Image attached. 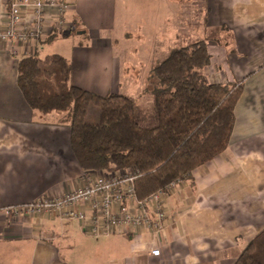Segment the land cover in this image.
<instances>
[{
	"label": "crops",
	"instance_id": "0c3cea01",
	"mask_svg": "<svg viewBox=\"0 0 264 264\" xmlns=\"http://www.w3.org/2000/svg\"><path fill=\"white\" fill-rule=\"evenodd\" d=\"M14 1L0 0V30ZM68 2L62 16L46 9L47 29L64 20L63 35L0 42V264H236L264 232V0ZM24 19L29 24L34 15L27 12ZM133 40L134 56L139 41L147 42L144 67L127 63L125 42ZM199 41L212 57L207 81L241 86L235 125L228 148L168 192L163 231L96 238L79 220L5 218L6 210L83 186L87 173L64 116L36 112L24 100L17 84L22 58L60 55L72 66L73 86L98 96L105 89L150 107L146 86L153 67L178 44ZM120 43L115 53L113 45ZM154 249L160 257L152 256Z\"/></svg>",
	"mask_w": 264,
	"mask_h": 264
},
{
	"label": "trees",
	"instance_id": "16d2710c",
	"mask_svg": "<svg viewBox=\"0 0 264 264\" xmlns=\"http://www.w3.org/2000/svg\"><path fill=\"white\" fill-rule=\"evenodd\" d=\"M211 60L204 41L171 50L151 71L150 107L127 95L102 97L73 86L72 66L60 55L22 58L17 84L32 110L64 116L83 171L136 174L143 200L190 179L228 148L241 86L209 83ZM92 105L100 109L99 120L88 122ZM236 264H264V232Z\"/></svg>",
	"mask_w": 264,
	"mask_h": 264
},
{
	"label": "built area",
	"instance_id": "2783aa9c",
	"mask_svg": "<svg viewBox=\"0 0 264 264\" xmlns=\"http://www.w3.org/2000/svg\"><path fill=\"white\" fill-rule=\"evenodd\" d=\"M53 7L62 16L69 8L68 0H15L10 4L0 42L24 43L47 35H62L64 20L47 29L46 9ZM32 12L34 20L27 24L24 14ZM136 174L87 172L84 185L57 199H42L28 206L6 210L4 215L79 220L94 237L137 233L140 230L161 232L168 212L165 197L178 183L140 200L135 188ZM184 181V180H183ZM160 257L161 250L151 251Z\"/></svg>",
	"mask_w": 264,
	"mask_h": 264
},
{
	"label": "rangeland",
	"instance_id": "374dc122",
	"mask_svg": "<svg viewBox=\"0 0 264 264\" xmlns=\"http://www.w3.org/2000/svg\"><path fill=\"white\" fill-rule=\"evenodd\" d=\"M184 18H185V16H184ZM161 28H164V25H161ZM136 29H137V26H135V28H134L133 31H136ZM118 34L119 33L117 32L116 33V36H119ZM82 40H83V43L85 44V46H89L90 45L84 39H82ZM114 43H117V42H114ZM125 44H126V46H125L126 47V50L129 52L128 57H127V63H128V65L135 66V65H139V63H142V66L144 67V65H146L147 61H149V59H150V57H149V50H148L149 47L147 45V42H145L144 45H143L142 42L139 41V48H138L139 49L138 50L139 52H138L137 56H134L133 55V52H132V49H134L135 47H137L136 46L137 45L136 40H133L131 42H125ZM120 46H121V43L117 47H116V44H114L113 45L114 52H115V49L118 52ZM141 46H143V48H141ZM177 47L180 48L181 47V44H178ZM128 70L131 72V74H136L137 73V71H132V69H128ZM151 83L152 82L147 83V86L146 87H147L148 90L151 88ZM125 91H127L128 93H132L131 91H133V90L130 89V90H125ZM99 93H102V94H99L101 96L108 95V93L105 91V89L100 90ZM148 96H149L148 94L145 95V99H147V101H148V98H149ZM146 103H148V102H146ZM99 114H100L99 107L98 106H95V105H92L89 108L88 113H87V121L88 122L98 121L99 120ZM108 174H110V173H108ZM4 216L8 220L9 219H19V217H16V216H13V215L12 216L11 215H9V216L8 215H4Z\"/></svg>",
	"mask_w": 264,
	"mask_h": 264
}]
</instances>
